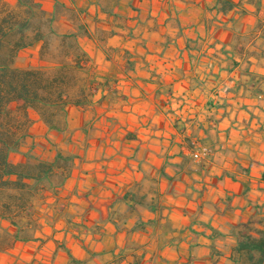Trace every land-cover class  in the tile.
Instances as JSON below:
<instances>
[{
  "label": "crops",
  "instance_id": "crops-1",
  "mask_svg": "<svg viewBox=\"0 0 264 264\" xmlns=\"http://www.w3.org/2000/svg\"><path fill=\"white\" fill-rule=\"evenodd\" d=\"M221 1L0 0L73 38L79 80L59 128L28 109L10 160L50 166L0 212V264H235L238 226L264 230V0Z\"/></svg>",
  "mask_w": 264,
  "mask_h": 264
},
{
  "label": "trees",
  "instance_id": "trees-1",
  "mask_svg": "<svg viewBox=\"0 0 264 264\" xmlns=\"http://www.w3.org/2000/svg\"><path fill=\"white\" fill-rule=\"evenodd\" d=\"M27 1V0H26ZM23 2V0H20ZM222 9L231 6L221 1ZM36 8H26V16L0 8V212L9 214L15 207H23L38 189L37 182L28 178H40L50 164L44 161L29 164H13L12 153L20 147L27 135L31 119L28 109L34 108L50 126L59 128L65 107L72 100L69 91L75 75L69 71L70 63L64 58L55 71L44 66L19 67L16 57L19 51L42 39L47 43L45 32L31 23ZM52 32H54L52 30ZM86 91L79 90L76 102L85 101ZM84 103V102H83ZM23 167L22 169H20ZM16 175L12 180L10 176ZM17 189V191H14ZM235 264H264V230L252 222L238 226L235 245Z\"/></svg>",
  "mask_w": 264,
  "mask_h": 264
},
{
  "label": "rangeland",
  "instance_id": "rangeland-1",
  "mask_svg": "<svg viewBox=\"0 0 264 264\" xmlns=\"http://www.w3.org/2000/svg\"><path fill=\"white\" fill-rule=\"evenodd\" d=\"M7 10L12 11L15 14H19L20 16H23V17L27 15L26 9H16V10L7 9ZM36 12L38 13L34 14L31 17V20H32L31 23L33 27L40 26L41 29H43V32H45L46 40H47V43L44 46L43 55L49 64L44 65V67L47 68L49 71H55V69L53 68L57 67L60 61L66 58L65 56L68 53L74 51V49L76 48L75 42L73 38H71V36L67 34L56 36V34L52 32L53 29L51 27V19L49 17H46L44 13L41 14L38 10H36ZM71 66L72 65L68 67L69 71H71L72 74L75 75V71L73 68H71ZM75 77L76 79L72 82L69 92H72L78 85L79 80L76 75Z\"/></svg>",
  "mask_w": 264,
  "mask_h": 264
},
{
  "label": "built area",
  "instance_id": "built-area-1",
  "mask_svg": "<svg viewBox=\"0 0 264 264\" xmlns=\"http://www.w3.org/2000/svg\"><path fill=\"white\" fill-rule=\"evenodd\" d=\"M215 104H217L216 100H212V102H210V105ZM190 155L192 159L200 161L203 164H208L212 159L213 151L207 147L195 146L191 148Z\"/></svg>",
  "mask_w": 264,
  "mask_h": 264
}]
</instances>
